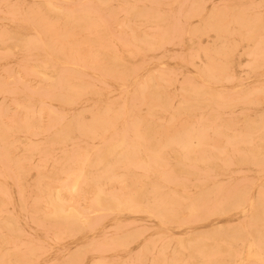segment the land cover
I'll return each instance as SVG.
<instances>
[{"label":"bare ground","instance_id":"obj_1","mask_svg":"<svg viewBox=\"0 0 264 264\" xmlns=\"http://www.w3.org/2000/svg\"><path fill=\"white\" fill-rule=\"evenodd\" d=\"M0 264H264V0H0Z\"/></svg>","mask_w":264,"mask_h":264}]
</instances>
